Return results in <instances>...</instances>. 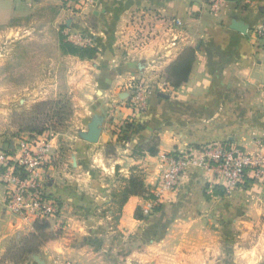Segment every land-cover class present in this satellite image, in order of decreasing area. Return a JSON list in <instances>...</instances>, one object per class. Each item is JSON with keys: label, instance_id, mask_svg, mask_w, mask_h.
<instances>
[{"label": "crops", "instance_id": "0c3cea01", "mask_svg": "<svg viewBox=\"0 0 264 264\" xmlns=\"http://www.w3.org/2000/svg\"><path fill=\"white\" fill-rule=\"evenodd\" d=\"M263 25L264 0H225L219 8L208 0H0V149L19 150L29 133L18 115L37 102L72 106L66 125L47 124L50 153L59 158L46 185L62 205L49 223L60 235L21 262L7 259L11 242L32 233L35 221L8 210L0 182V264H264L263 183L249 179L226 193L212 171L190 163L150 216L137 217L142 196L117 198L134 172L155 187L166 155L213 142L257 149L264 41L256 29ZM72 32L98 41L94 58L63 50ZM187 48L196 50L189 80L172 88L166 70ZM135 78L148 106L138 115L129 105ZM96 115L102 133L89 143L80 132ZM128 120V139L118 140L113 126ZM154 139L156 155L140 150Z\"/></svg>", "mask_w": 264, "mask_h": 264}, {"label": "built area", "instance_id": "2783aa9c", "mask_svg": "<svg viewBox=\"0 0 264 264\" xmlns=\"http://www.w3.org/2000/svg\"><path fill=\"white\" fill-rule=\"evenodd\" d=\"M66 1L85 5L90 0ZM223 2L225 0H211L215 8H219ZM170 22L174 28L180 25L176 19ZM256 35L264 41V25L256 29ZM68 40L77 46L96 45L95 39L83 32L70 33ZM130 88L133 91L129 105L135 114H142L148 107L145 84L135 78ZM113 113L114 110L111 111ZM46 134H22L17 152L0 149V182L6 188V206L11 213L35 222L59 218L62 211L60 200L47 190V172L57 167L59 157L50 153ZM257 143L254 151L231 143L213 142L183 154L166 155L159 183L151 187L154 198L146 200L143 212L150 216L155 207L163 203L166 193L178 189L190 163L212 171L226 193H233L245 186L249 179L264 184V137ZM62 264L76 263L65 260Z\"/></svg>", "mask_w": 264, "mask_h": 264}, {"label": "trees", "instance_id": "16d2710c", "mask_svg": "<svg viewBox=\"0 0 264 264\" xmlns=\"http://www.w3.org/2000/svg\"><path fill=\"white\" fill-rule=\"evenodd\" d=\"M211 3V0H208ZM87 34L86 32H84ZM88 35V34H87ZM96 43L98 42L95 40ZM62 47L65 52L74 54L83 59H92L97 55L98 44L95 46H77L65 40L63 36ZM196 58V50L193 48L185 49L182 54L174 61L166 70V79L170 87L176 88L189 80L192 66ZM67 102L61 101H40L37 102L29 113L18 115V123L20 131L28 132L31 135H41L49 133L47 124L53 128H61L64 126V121L68 119L69 115L64 110ZM134 122L126 121L123 124H116L113 126V131L117 135L118 140L128 139L127 132L132 130ZM48 137L49 134H46ZM146 150L152 155H156L158 151V140L142 147L140 150ZM108 152H114L115 146L109 144L107 146ZM140 195L146 200L154 198L151 187L145 183L142 173L134 172L127 180H125L124 187L117 195L118 201L124 203L129 196ZM59 200V199H58ZM162 204L155 207V211H160ZM147 215L143 212L142 207L137 211L139 219L145 218ZM118 219V217H117ZM60 235L59 231L51 232L49 221H36L34 231L19 239L13 240L7 252V259L12 262H21L29 254L39 251L40 247L47 241L56 238Z\"/></svg>", "mask_w": 264, "mask_h": 264}, {"label": "water", "instance_id": "95a60500", "mask_svg": "<svg viewBox=\"0 0 264 264\" xmlns=\"http://www.w3.org/2000/svg\"><path fill=\"white\" fill-rule=\"evenodd\" d=\"M233 28L245 33L246 26L241 22H235ZM103 118L99 115L93 117L91 122L88 124L87 131H81L80 137L89 143H97L100 140L102 133Z\"/></svg>", "mask_w": 264, "mask_h": 264}, {"label": "rangeland", "instance_id": "374dc122", "mask_svg": "<svg viewBox=\"0 0 264 264\" xmlns=\"http://www.w3.org/2000/svg\"><path fill=\"white\" fill-rule=\"evenodd\" d=\"M67 2H68V1H66V3H67ZM66 102H67V101H66ZM67 106H68V107H66V109L64 110L65 115L68 114L69 117H71V116H70V113H71L72 106H70L68 102H67ZM69 117H68V119H66V120L64 121V124H65V125L67 124V121H69V119H70Z\"/></svg>", "mask_w": 264, "mask_h": 264}]
</instances>
